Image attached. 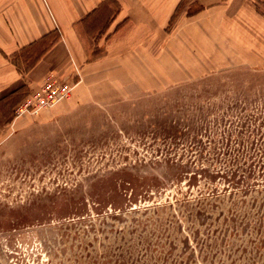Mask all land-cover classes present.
<instances>
[{
  "label": "rangeland",
  "instance_id": "1",
  "mask_svg": "<svg viewBox=\"0 0 264 264\" xmlns=\"http://www.w3.org/2000/svg\"><path fill=\"white\" fill-rule=\"evenodd\" d=\"M247 6L182 0L115 54L108 0L70 102L16 117L29 88L0 96V264H264V0Z\"/></svg>",
  "mask_w": 264,
  "mask_h": 264
},
{
  "label": "crops",
  "instance_id": "2",
  "mask_svg": "<svg viewBox=\"0 0 264 264\" xmlns=\"http://www.w3.org/2000/svg\"><path fill=\"white\" fill-rule=\"evenodd\" d=\"M181 1L114 0L119 8L108 28L114 32L109 41V51L117 54L143 44H154V36L164 34ZM195 1L204 6L202 14L222 13L223 18L230 19L242 16L248 8V0ZM107 2L0 0V96L25 86L29 88V94L49 77L72 84L73 94L80 83L73 81L76 74L86 72L85 76H91L88 69L95 67L86 62L87 55L78 38L79 29L95 24L96 20L105 21ZM54 34L61 37L41 49L35 57H26V52L35 50L37 45ZM71 96L56 105L70 102Z\"/></svg>",
  "mask_w": 264,
  "mask_h": 264
},
{
  "label": "built area",
  "instance_id": "3",
  "mask_svg": "<svg viewBox=\"0 0 264 264\" xmlns=\"http://www.w3.org/2000/svg\"><path fill=\"white\" fill-rule=\"evenodd\" d=\"M72 90L73 85L70 83L49 77L39 88L24 97L16 108L15 116L38 115L42 110L69 98Z\"/></svg>",
  "mask_w": 264,
  "mask_h": 264
}]
</instances>
